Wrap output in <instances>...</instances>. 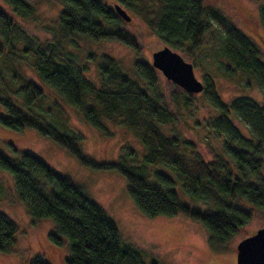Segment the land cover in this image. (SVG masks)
Instances as JSON below:
<instances>
[{
  "label": "trees",
  "instance_id": "obj_1",
  "mask_svg": "<svg viewBox=\"0 0 264 264\" xmlns=\"http://www.w3.org/2000/svg\"><path fill=\"white\" fill-rule=\"evenodd\" d=\"M4 2L22 18L35 15V8L25 0ZM58 2L62 7L60 26L64 39L79 37L93 42H116L136 53L140 52L141 45L122 27L123 19L115 12V4L142 15L164 44L189 57L213 23L220 27L225 75L241 74L253 80L263 100L258 103L238 96L225 103L212 77L206 75L202 94L217 116L212 122H205V127L224 139L223 154H215L212 160L201 157L195 143L175 128L180 117L191 112L194 94L170 87L165 92L158 70L146 62L135 63L137 78H131L107 54L94 60L98 61L100 86L97 87L84 75L88 63L61 59L59 54L39 43L31 59L43 83L100 133L111 137L114 132L110 125L124 127L145 149L144 161L136 164L126 163L129 155H135L131 159L136 157V151L128 146L123 147L122 162L118 164H97L85 157L78 143L83 138L80 133L61 131L32 112L46 97V92L21 69V55L32 51L33 46H18L22 28L3 10H0V106L4 115L0 116V124L16 132L34 129L66 148L85 166L117 170L128 184L131 200L145 216L185 214L208 230L213 251H234L231 240L264 213V62L259 49L215 9L205 7L203 0ZM260 18L264 25V6L260 9ZM89 58L96 56L90 54ZM232 115L247 127L248 136L234 123ZM13 151L16 152L14 148ZM163 167L175 174L192 199L205 202L209 208L202 210L182 204L174 190L175 180L160 169ZM0 168L12 175L16 194L29 216L55 223V231L48 239L55 246L66 241L67 264H158L155 260L147 263L138 249L122 241L116 223L82 187L35 155L21 152L17 160L0 152ZM17 231L16 224L0 214V253L13 249ZM30 264L51 263L45 256L37 255Z\"/></svg>",
  "mask_w": 264,
  "mask_h": 264
},
{
  "label": "rangeland",
  "instance_id": "obj_2",
  "mask_svg": "<svg viewBox=\"0 0 264 264\" xmlns=\"http://www.w3.org/2000/svg\"><path fill=\"white\" fill-rule=\"evenodd\" d=\"M25 1L35 8V15L31 18L18 16L4 0H0V10L8 13L22 28L18 35V46H33L32 51L21 55V69L27 78L46 92V97L32 112L44 117L54 126L57 125L61 131L64 129L70 133H80L83 138L78 143L83 155L97 164H118L120 160L122 162L120 155L124 146L136 151V157L131 159L135 155H129L126 163L143 162L145 149L138 138L120 126H109L114 132L111 137L97 131L82 118L78 110L65 104L43 83L33 68L31 58L41 43L43 47L47 46L59 54L61 59L73 60L78 64L88 63V70L84 75L99 87L98 61L94 60H99L101 54H107L117 60L131 78H137L135 63L142 61L152 66V54L168 45L148 27L142 15H137L131 10L126 11L132 21L121 22L122 27L133 34L140 43L139 53L116 42H93L79 37L64 39L60 26L62 7L58 0ZM203 3L205 7L215 9L225 21L246 34L259 49L264 62V25L260 18L264 0H203ZM219 28L215 23L210 26L191 57L186 56L183 51L168 47L178 52L185 61L194 64V73L198 80L204 83L207 80L206 75L211 76L225 103H230L238 96L249 97L261 103L262 92L253 80H248L241 74L234 77L225 75L226 60L223 56V37ZM90 54L96 58H89ZM157 72L165 92L169 87L176 91L182 90L167 80L160 71ZM202 93L194 94L196 98L191 112L184 113L175 128L195 143V150L201 157L212 160L215 154H223L224 139L205 127V122H212L217 112ZM2 115L4 110L0 106V116ZM232 120L248 136L247 127L233 115ZM0 152L17 160L21 152L31 153L57 173L82 187L88 197L102 207L116 223L122 241L138 249L147 263L155 260L158 264H236L237 244L264 227L263 213L231 240L230 245L234 251L218 253L211 249L209 232L201 222L182 213L173 217L145 216L131 200L127 191L128 184L117 170H99L85 166L66 148L34 129L16 132L0 124ZM160 169L175 180L174 190L182 204L202 210L209 208L205 202L192 199L173 172L164 167ZM0 214L12 220L18 229L13 249L9 253H0V264H30L37 255L45 256L51 264H67L69 249L66 241L61 246H55L48 239L49 234L55 231V223L47 218L34 220L29 216L26 206L16 194L12 175L1 168Z\"/></svg>",
  "mask_w": 264,
  "mask_h": 264
},
{
  "label": "water",
  "instance_id": "obj_3",
  "mask_svg": "<svg viewBox=\"0 0 264 264\" xmlns=\"http://www.w3.org/2000/svg\"><path fill=\"white\" fill-rule=\"evenodd\" d=\"M114 10L125 22L131 21V16L119 4L114 5ZM152 66L189 94L204 90L203 82L195 76L193 64L168 46L152 54ZM236 264H264V227L237 244Z\"/></svg>",
  "mask_w": 264,
  "mask_h": 264
}]
</instances>
